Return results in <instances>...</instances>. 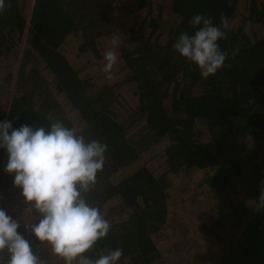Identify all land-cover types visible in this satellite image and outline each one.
I'll return each mask as SVG.
<instances>
[{
  "label": "trees",
  "instance_id": "1",
  "mask_svg": "<svg viewBox=\"0 0 264 264\" xmlns=\"http://www.w3.org/2000/svg\"><path fill=\"white\" fill-rule=\"evenodd\" d=\"M195 14L226 33L228 57L206 79L172 47ZM0 120L60 121L107 145L82 195L111 228L84 256L119 247L117 264H264V0H5ZM6 159L0 149V208L41 264H64L25 230L38 213ZM172 227L180 240L168 247Z\"/></svg>",
  "mask_w": 264,
  "mask_h": 264
},
{
  "label": "clouds",
  "instance_id": "2",
  "mask_svg": "<svg viewBox=\"0 0 264 264\" xmlns=\"http://www.w3.org/2000/svg\"><path fill=\"white\" fill-rule=\"evenodd\" d=\"M4 8L5 0H0V13ZM189 23L196 30L192 34L181 32L172 47L193 62L200 77L206 79L223 67L228 57L218 43L226 33L222 25L202 14L193 15ZM110 44L103 52L106 79H112L118 60L119 42L113 38ZM0 149L7 156L3 170L38 213L37 222L26 224V231L30 230L40 242H47L64 264H117L123 251L119 247L95 260L83 255L111 228L100 210L82 195L95 184L96 174L103 168L105 143L85 142L74 128L60 121L46 129L28 124L13 127L11 121L0 120ZM258 207H264V187L260 189ZM18 228L19 222L0 208V251L8 254L7 261L0 259V264H41Z\"/></svg>",
  "mask_w": 264,
  "mask_h": 264
},
{
  "label": "rangeland",
  "instance_id": "3",
  "mask_svg": "<svg viewBox=\"0 0 264 264\" xmlns=\"http://www.w3.org/2000/svg\"><path fill=\"white\" fill-rule=\"evenodd\" d=\"M173 228V229H172ZM172 228H170L169 229V233H171L170 234V238L168 237V239H170L171 241H168L169 243L167 244V246L168 247H170L171 245H176V244H178L177 242L180 240L179 239V237L177 236V233L174 231V230H177L176 228H174V227H172ZM189 241V238L187 239V241H185V242H188ZM166 245V244H165ZM177 253V252H176ZM175 252H172L171 251V248H168V250H167V255H171L172 256V258H175L176 256H177V254H176ZM171 261H173V263L174 264H181V263H183V262H180V263H178V262H176V261H174V260H171Z\"/></svg>",
  "mask_w": 264,
  "mask_h": 264
}]
</instances>
